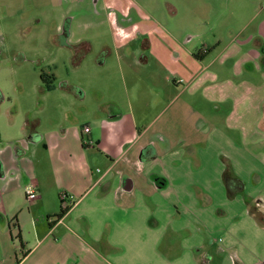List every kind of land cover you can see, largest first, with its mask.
Returning a JSON list of instances; mask_svg holds the SVG:
<instances>
[{"label": "crops", "instance_id": "crops-1", "mask_svg": "<svg viewBox=\"0 0 264 264\" xmlns=\"http://www.w3.org/2000/svg\"><path fill=\"white\" fill-rule=\"evenodd\" d=\"M106 17L113 29L103 51L120 60L130 101L120 107L111 94L113 106L101 112L99 100L83 121L47 116L30 135L28 121L20 136L0 134V264H264V20L184 63L176 51L188 43L169 35L178 47L168 77L138 60L141 31L170 33L159 19L125 27L116 13ZM64 32L73 55L84 42L93 51ZM108 59L97 64L96 86L117 79ZM228 168L244 184L233 196Z\"/></svg>", "mask_w": 264, "mask_h": 264}, {"label": "rangeland", "instance_id": "rangeland-1", "mask_svg": "<svg viewBox=\"0 0 264 264\" xmlns=\"http://www.w3.org/2000/svg\"><path fill=\"white\" fill-rule=\"evenodd\" d=\"M11 3L15 4L14 8ZM109 12L119 15L120 21H124L120 24L125 27L142 26L145 18L159 19L161 28L170 33L151 35L141 31L138 42L140 40L143 50L139 49L138 60L150 59L156 71L164 67L165 70L159 72L168 73L169 77L176 70L172 51L178 47L170 36L188 43L187 47L176 51V57L179 53L182 55V63L187 61L190 52L197 54L204 47L221 42L222 49L249 22H254L249 34L257 29L264 20V0H0V134L4 138L20 136L25 121L32 126L28 125L30 135L36 119L46 120L47 116H57L61 121L88 119L98 112L99 100L101 112L113 106L109 103L113 99L111 94L120 107L128 104L132 93L122 85L117 73L120 60L118 62L114 54L113 58L104 54L102 47L110 43L113 29L106 17ZM68 27L71 44L82 39L93 46L88 54H78L82 56V67L65 46L67 34L64 31ZM165 35L167 44L172 46L167 56L163 54ZM129 48L133 51L136 46L132 44ZM107 59L112 67H117L118 76L111 82L112 87L103 88L96 86L97 64ZM42 72L55 76L53 90H43ZM147 86L146 98L153 105V86ZM170 87L168 91L173 89ZM64 96L70 97L69 101L64 100ZM75 97L83 100L82 106L74 102ZM67 107L72 113L64 117ZM47 127L44 123L41 129ZM38 158L43 160V153L38 154ZM53 169L46 160L41 171L48 175Z\"/></svg>", "mask_w": 264, "mask_h": 264}, {"label": "trees", "instance_id": "trees-1", "mask_svg": "<svg viewBox=\"0 0 264 264\" xmlns=\"http://www.w3.org/2000/svg\"><path fill=\"white\" fill-rule=\"evenodd\" d=\"M72 50L74 51V61L81 63L82 56L80 57V55H78V54H80L81 52L85 53V54H88L89 52H91V45L88 42H84L82 44L72 46ZM197 58H199V56H197ZM41 81L43 83V90L51 91L55 88L56 78L54 75H50V74H47L45 72H42L41 73ZM28 125L30 127H32L30 122H28ZM224 177H225V182L227 183V186L229 187V193L231 196L235 195L237 192L244 189V184L242 181H240L238 179H234L229 175V168L225 172ZM235 185L239 186V188L237 190H234L232 188ZM69 210H70V207L62 208L60 213L56 217L58 219L63 218L69 212ZM251 214L253 216H255L257 218V220L260 222L261 219L259 220V216H257V214H255V211L253 209L251 210Z\"/></svg>", "mask_w": 264, "mask_h": 264}, {"label": "built area", "instance_id": "built-area-1", "mask_svg": "<svg viewBox=\"0 0 264 264\" xmlns=\"http://www.w3.org/2000/svg\"><path fill=\"white\" fill-rule=\"evenodd\" d=\"M90 129H85V132L88 133ZM36 197V193L32 189H27L26 190V198L28 200H33Z\"/></svg>", "mask_w": 264, "mask_h": 264}]
</instances>
